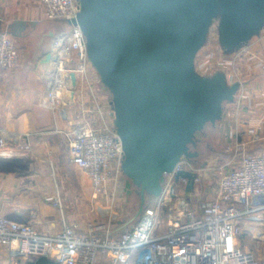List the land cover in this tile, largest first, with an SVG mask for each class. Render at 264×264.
<instances>
[{"label": "built area", "instance_id": "2783aa9c", "mask_svg": "<svg viewBox=\"0 0 264 264\" xmlns=\"http://www.w3.org/2000/svg\"><path fill=\"white\" fill-rule=\"evenodd\" d=\"M37 1L49 20L67 22L79 10L77 0ZM49 44L51 59L38 73L43 90L37 103L70 122L69 128L52 131L61 136L67 162L90 179L92 196L109 191L116 198L122 186L123 150L112 109L109 116L103 114L101 83L88 60L84 35L69 24L54 33ZM18 58L15 40L0 34V69L12 68ZM259 64L264 70V61ZM71 73L76 76L74 86ZM78 81L87 88L93 106L69 120L59 103L74 94ZM92 112L99 115L95 122ZM258 128L259 124L248 127L247 132L257 138ZM31 149V132L0 127V157L28 160ZM229 152L223 164L227 169L218 171L204 193L198 183L200 171L207 167H195L193 159L182 156L174 170L163 175L161 193L146 198L142 211L128 222L109 213L108 218L89 220L79 228L67 220L58 194L50 197L60 221L53 233L40 231L34 219L16 220L0 213V245L8 247L10 257H47L57 264H264V252L257 254L239 242L240 233L247 230L264 243V148L239 145ZM177 170L195 173L191 191L185 189L186 178L175 179Z\"/></svg>", "mask_w": 264, "mask_h": 264}, {"label": "water", "instance_id": "95a60500", "mask_svg": "<svg viewBox=\"0 0 264 264\" xmlns=\"http://www.w3.org/2000/svg\"><path fill=\"white\" fill-rule=\"evenodd\" d=\"M77 1L79 10L67 22L81 29L88 60L110 94L121 170L138 190L137 215L146 198L161 193L163 175L182 156L196 157L190 150L195 134L215 125L238 90L239 82L229 84L223 72L203 76L194 68L213 19L224 52L236 51L264 29V0ZM50 59L47 53L42 63ZM27 166V159L0 157V171ZM195 176L175 172V179H187L186 191Z\"/></svg>", "mask_w": 264, "mask_h": 264}, {"label": "crops", "instance_id": "0c3cea01", "mask_svg": "<svg viewBox=\"0 0 264 264\" xmlns=\"http://www.w3.org/2000/svg\"><path fill=\"white\" fill-rule=\"evenodd\" d=\"M68 27L66 21L47 19L37 0H0V34L12 37L19 49L16 65L0 69V127L32 134L28 166L21 172L0 171V213L16 220L34 219L44 233L56 232L60 227L57 207L50 200L56 194L65 205L67 220L79 228L89 220L115 214L101 207V201L107 198L92 196L90 179L82 170L85 176L81 178L77 172L73 176L68 174L61 136L49 130L52 126L67 129L70 122L37 103L43 90L38 73L47 65L42 63L45 54L51 52L49 34ZM232 53L219 60L218 69L206 73L210 76L221 71L229 84L239 82L234 100L224 103L222 116L215 125L229 150L239 145L246 149L264 148V70L259 64V60L264 61V29ZM98 97L103 114L109 116L110 95L100 87ZM91 99L87 88L78 81L74 94L62 99L59 107L66 110L71 120L80 109L93 106ZM90 117L95 122L99 115L92 112ZM258 124L256 138L247 129ZM46 155L54 162L56 175L49 173ZM0 264L57 263L47 257L13 258L8 247L0 245Z\"/></svg>", "mask_w": 264, "mask_h": 264}, {"label": "rangeland", "instance_id": "374dc122", "mask_svg": "<svg viewBox=\"0 0 264 264\" xmlns=\"http://www.w3.org/2000/svg\"><path fill=\"white\" fill-rule=\"evenodd\" d=\"M256 37L257 35H254L250 38V40L252 38L255 39ZM205 39L206 40L198 50L199 54L196 55V59L194 61V68L196 72L202 75L206 74V71L210 74L212 72V70L210 69H213V71L218 69L217 67L219 60L222 57L231 56L233 54L232 52L222 53L224 51L218 40V17H215L213 19L207 31ZM204 47H206L205 50ZM102 88L105 90V92L109 94L108 90L105 87ZM53 128L55 127L52 126L50 130L52 131ZM222 140L223 138L218 130V127L216 125L213 126L210 123H207L201 131L195 134L194 141L190 144V150L197 154L196 157L192 158L195 167H200L202 164L207 167L205 172L200 171L202 181L200 180L198 183V190L203 193L209 191L210 187L214 184L218 171L220 169L226 170L228 167L223 164L226 160L229 159L228 157L231 153L229 152L230 150L227 148V144L223 145L224 142ZM47 158V163L51 166H48L49 173H52V175H56L54 162L51 160L50 156H47ZM52 165L54 166V168ZM66 166L69 176H73L75 172H77V175L80 178L85 176L81 172V170L75 167L74 165L67 162ZM119 181L122 186L118 197L114 198V196L110 195L111 192L109 191L105 192L100 196L98 195V197L102 196L103 198H107V201H101V207H103L104 209H109L110 211L115 213L116 220H121V222H128L135 217L138 209V190L123 173L120 174ZM101 218H108V215H104V217H99L97 219ZM239 242L242 246L254 251L257 254L264 252V243L254 237L253 234L247 230L242 231L240 233Z\"/></svg>", "mask_w": 264, "mask_h": 264}, {"label": "trees", "instance_id": "16d2710c", "mask_svg": "<svg viewBox=\"0 0 264 264\" xmlns=\"http://www.w3.org/2000/svg\"><path fill=\"white\" fill-rule=\"evenodd\" d=\"M100 87H104L102 84H100ZM150 198H152V197H150Z\"/></svg>", "mask_w": 264, "mask_h": 264}, {"label": "bare ground", "instance_id": "6f19581e", "mask_svg": "<svg viewBox=\"0 0 264 264\" xmlns=\"http://www.w3.org/2000/svg\"><path fill=\"white\" fill-rule=\"evenodd\" d=\"M203 175V174H202ZM205 176V175H204Z\"/></svg>", "mask_w": 264, "mask_h": 264}]
</instances>
